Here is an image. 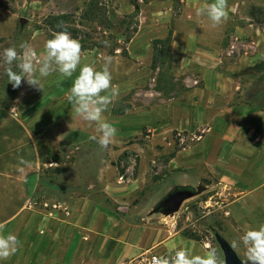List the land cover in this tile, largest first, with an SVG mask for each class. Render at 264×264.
Returning a JSON list of instances; mask_svg holds the SVG:
<instances>
[{"label": "rangeland", "instance_id": "rangeland-1", "mask_svg": "<svg viewBox=\"0 0 264 264\" xmlns=\"http://www.w3.org/2000/svg\"><path fill=\"white\" fill-rule=\"evenodd\" d=\"M88 1L0 0V53L11 46L19 50L25 41L41 52L53 34L48 18L71 14L73 23L69 25L77 30L76 39L82 44L81 64L99 69L103 58L112 56V83L119 86L118 98L103 113L118 130L105 149L90 139L95 129L82 127L87 124L66 99L79 69L72 78L53 73L43 79L40 91L26 81L14 89L0 68V109L8 106L4 111L11 112L18 104L19 117L25 122L38 121L35 138L47 144L52 157L31 187V210L66 215L70 206L89 200L108 214L131 221L155 215L166 221L178 241H188L194 254H204L205 246L211 244L223 258L213 232L231 247L233 240L239 243L247 227L264 223V157L257 161L256 171L232 185L221 183L202 162L185 169L178 165L179 160L200 156L197 144L207 130L193 124L198 121L193 105L197 96L190 90L200 83L185 79L189 71H172L168 35L177 20L200 16L187 7L186 0H92L105 17L99 23L81 18ZM233 4H238L237 13L248 10ZM259 40L264 56V29ZM229 41L225 36L221 71L239 83L236 101L264 111V70L239 67V50L230 53ZM13 68L18 71L15 64ZM171 160H176L172 166ZM176 185L202 191L183 202L172 217L152 213ZM54 204L60 208L53 210ZM233 251L241 261L245 259L242 244Z\"/></svg>", "mask_w": 264, "mask_h": 264}, {"label": "crops", "instance_id": "crops-1", "mask_svg": "<svg viewBox=\"0 0 264 264\" xmlns=\"http://www.w3.org/2000/svg\"><path fill=\"white\" fill-rule=\"evenodd\" d=\"M186 1L195 10L213 2ZM227 2L228 19L221 25L213 26L206 16L183 18L170 27L168 37L172 71H189L185 79L200 83L190 90L197 96L193 105L198 121L193 124L207 130L197 144L200 156L179 160L178 165L185 169L202 162L221 183L232 185L256 171L257 161L264 157V111L236 101L239 83L221 71L223 39L230 37V53L239 50V67L262 62L259 36L264 29V0ZM230 3L248 10L237 13L238 4ZM18 106L0 118V225L5 235L15 234L21 246L0 264H122L146 252L160 256L174 248H191L155 215L131 221L108 214L89 200L70 206L66 215L32 211L31 187L52 157L47 144L35 138L38 121L25 122L16 113ZM21 157L31 163L23 172L18 171Z\"/></svg>", "mask_w": 264, "mask_h": 264}, {"label": "clouds", "instance_id": "clouds-1", "mask_svg": "<svg viewBox=\"0 0 264 264\" xmlns=\"http://www.w3.org/2000/svg\"><path fill=\"white\" fill-rule=\"evenodd\" d=\"M227 0H213L196 10V15L206 16L213 26H219L228 19ZM63 27V25H58ZM110 46L108 41H103ZM82 44L72 37L66 29L54 32L52 37L43 44V50H37L27 41L16 46L6 47L0 53V68L8 78V83L14 89L21 87L25 82L33 88L43 91V79L58 73L63 78H72L78 75L71 87L65 93L67 101L72 105L76 116L89 127L95 125V135L91 140L102 148H108L114 141L117 128L106 119L103 113L119 96V86L112 83L111 66L112 56H105L99 69L89 63L81 64ZM15 64L14 70L13 65ZM18 171L31 167V163L24 158L18 161ZM0 225V261L9 259L16 254L21 246L18 237L9 232L3 233ZM243 246L245 259L242 264H264V223L258 227H247L236 240L231 242V248ZM204 254H194L186 247L174 248L168 255L152 256L150 264H225L218 251L211 244L206 245Z\"/></svg>", "mask_w": 264, "mask_h": 264}, {"label": "water", "instance_id": "water-1", "mask_svg": "<svg viewBox=\"0 0 264 264\" xmlns=\"http://www.w3.org/2000/svg\"><path fill=\"white\" fill-rule=\"evenodd\" d=\"M21 25L25 23L24 19L20 20ZM176 185L170 189L166 195L157 203L159 211L153 210L152 213H158L163 217H172L176 214L183 202L200 194L202 190L199 188L177 189ZM216 242L220 246L225 264H242V261L237 257L233 249L217 232H213Z\"/></svg>", "mask_w": 264, "mask_h": 264}, {"label": "trees", "instance_id": "trees-1", "mask_svg": "<svg viewBox=\"0 0 264 264\" xmlns=\"http://www.w3.org/2000/svg\"><path fill=\"white\" fill-rule=\"evenodd\" d=\"M81 18L85 21H96L100 23V19L104 21L105 17L104 15L99 11V8L97 7V2L94 1H88L85 5V9L83 11V14ZM73 23V15L71 14H61L57 16H51L47 20V26L52 30V32H57L66 29L68 32L73 35V38L76 39L77 37V30L74 28H71L69 24ZM58 25H63V27H58ZM169 39V37H168ZM254 70L258 69L260 71L264 70V60L252 67ZM8 106L4 108L7 109ZM0 109V118L5 115V111ZM190 186H179L177 189H190ZM155 210L159 211L158 204L154 208Z\"/></svg>", "mask_w": 264, "mask_h": 264}, {"label": "built area", "instance_id": "built-area-1", "mask_svg": "<svg viewBox=\"0 0 264 264\" xmlns=\"http://www.w3.org/2000/svg\"><path fill=\"white\" fill-rule=\"evenodd\" d=\"M44 206L47 207L48 204L46 203V204H44ZM51 206H52L53 210L60 208V206H58L56 204L51 205ZM152 256H156V255H153L151 253L142 254L138 258L128 260V262L126 264H150Z\"/></svg>", "mask_w": 264, "mask_h": 264}]
</instances>
